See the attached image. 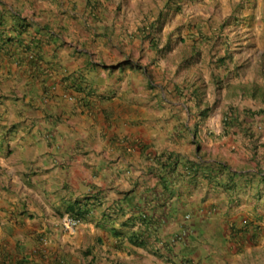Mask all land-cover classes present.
Segmentation results:
<instances>
[{
    "label": "crops",
    "instance_id": "0c3cea01",
    "mask_svg": "<svg viewBox=\"0 0 264 264\" xmlns=\"http://www.w3.org/2000/svg\"><path fill=\"white\" fill-rule=\"evenodd\" d=\"M163 10L162 0H0V264H228L217 253L264 264L263 249L242 247L255 231L232 241L236 226L258 232L263 213L264 107L249 99L236 108L226 92L216 107L204 86L199 97L190 93L175 73L179 30L150 29ZM183 25L192 34L194 25ZM31 40L39 45L26 52ZM123 46L143 54L152 76L167 51L173 64L165 61L163 78H145L142 68L115 63ZM215 66L226 76V65ZM230 109L235 119L224 131ZM161 154L178 165L161 167ZM197 158L242 178L230 193L205 177L207 165L191 180L185 163ZM86 197L88 218L63 229L61 219ZM238 210L231 223L221 217ZM249 215L254 221L243 220ZM214 218L222 224L209 233ZM140 231L146 247L128 238Z\"/></svg>",
    "mask_w": 264,
    "mask_h": 264
},
{
    "label": "rangeland",
    "instance_id": "374dc122",
    "mask_svg": "<svg viewBox=\"0 0 264 264\" xmlns=\"http://www.w3.org/2000/svg\"><path fill=\"white\" fill-rule=\"evenodd\" d=\"M171 1L173 0H162L164 7L163 13L153 19L152 23L154 24L150 25V29L152 31H159L162 26L164 27V25H166V30H179V32H175L179 34V40L182 42V45L179 48V53L174 57L175 73L179 80L182 78L184 79V83L186 82L185 84L190 87V93L192 90L196 96L199 97L202 95L204 86L205 94L207 90L210 94L212 104L216 107H218V102L222 101V98L219 97L220 94L224 92H226L227 101L234 102L236 108L249 99L251 100L249 104L250 107H264V103L262 102L264 98V0H176L175 3H171ZM178 2H180L179 4L181 5V10L179 9L178 11L182 20L176 21L174 14L170 15V13L171 11H175V13L178 12L175 10L176 3ZM183 5L184 8H182ZM134 6L135 8H140L141 5ZM168 15H170V18L167 22ZM187 21H189V25H194L192 34L189 33V29L185 30L183 27V23H187ZM144 24L146 25V23ZM189 34L191 35L189 36ZM188 40L191 43L192 49H196V53L192 54L191 47L188 46ZM168 44H170L169 41L164 44V48ZM107 48L109 51L111 50L109 47ZM122 48L124 53L122 51L121 53H123V55L120 53L116 54L118 60L115 63H121V67L125 64L126 66L136 65L142 68V74L145 78L154 74L153 65L149 66V63L146 62L140 51H134L125 46ZM190 55H192V59L196 63V65L193 63L191 67L186 63L187 59L183 58ZM225 55H229L231 59L226 61V71L223 69V74L226 76L223 77L221 72L216 70L215 60H220ZM97 56H99V54ZM99 57H101V55ZM104 58L106 59L107 57ZM170 59L172 58L169 57V51H167V55L163 54V58L159 59L160 64H157L158 70L155 73L159 76H152V78H163V75H165V61H167V63H172ZM103 66L109 68V65L105 64ZM182 66L184 67L182 68ZM121 67H119L118 70H121ZM144 69H148L146 74H144ZM168 78L170 79V76H168ZM148 79H145L147 87L151 85ZM207 79L209 83H214V85H207L205 82ZM254 84L257 86L256 96L259 98L255 101L245 95L246 93H243L244 95L241 93L242 91L247 92L251 90ZM179 90L182 91L185 90V88H180ZM69 100L73 101V97L70 96ZM258 157L260 158L259 161L262 159L264 161L263 154H259ZM263 171L264 168H261L259 164L258 174ZM262 190H264V187H262ZM253 198H255L254 195ZM258 200L260 204L264 206V195L260 194V192L258 194ZM261 210L263 213H261L262 216L260 219L255 221L251 220L250 215L243 219L254 221L255 226H258V232L256 227L252 230L245 224L240 225V227L236 226V230L233 231L234 237L232 241H236V243L237 239L241 238L245 233L249 234V232H256L254 237H250L251 234L246 237L245 241L248 242H241L242 247L246 250L250 248L253 251L255 250L254 247L257 246L259 247L256 250H264V225H262L264 224V220L262 219L264 216V207H262ZM225 211H227V209ZM240 212V210L234 213L226 212L222 214L221 217L222 219L226 218V223H231L232 219L230 217ZM237 217H235V219ZM214 219L216 221L211 222V227H213L208 229L209 233L212 232L214 228L220 226L221 222L218 218ZM258 223L262 226L258 225ZM245 228H249V231H247V229L245 230ZM257 233L258 237L261 236V238L257 237L258 239H255ZM245 244L247 245L245 246ZM239 249L240 251L242 250L240 247ZM239 249L237 248V250ZM221 250L222 249H220V251ZM216 256L217 258L221 257L222 260L226 259L227 261H225V263L228 262V264H250L248 260L247 263L244 262V258L250 256L249 254L245 255L243 253L239 257H236L234 254L228 253L222 255V253H217ZM234 257L236 259H234ZM260 258H264V251Z\"/></svg>",
    "mask_w": 264,
    "mask_h": 264
},
{
    "label": "trees",
    "instance_id": "16d2710c",
    "mask_svg": "<svg viewBox=\"0 0 264 264\" xmlns=\"http://www.w3.org/2000/svg\"><path fill=\"white\" fill-rule=\"evenodd\" d=\"M179 5L176 4L175 10L178 11ZM24 19H21L20 22H18V25L20 29L18 30V33L16 34L15 38L12 40L20 42L22 34L25 32V25L23 24ZM0 26H1V21H0ZM9 40V39H8ZM39 43H33L31 40L30 43H27V45H24V50L26 52L30 51L31 46L36 48L38 47ZM23 46V45H22ZM196 51L193 48V52ZM196 53V52H194ZM193 53V54H194ZM28 59L30 61L36 60V56L34 53H30L28 55ZM229 55H225L223 58H221L219 61L223 63V65H226V61L230 60ZM225 62V63H224ZM257 86L254 85V87L251 90H248L247 93H249L252 97H256L257 94ZM247 90V88H246ZM262 102L264 103V98L262 99ZM207 112V109L203 111L205 114ZM263 113V111H261ZM232 119H235V114L234 111H230L226 113L223 116V127L224 131L227 129V127H231ZM225 133V132H224ZM158 160H162V162L159 161V164L161 167H166L167 168H174L176 165H178V158L176 156H172L171 154H161ZM186 165V166H185ZM185 172L183 171V175L186 176V174L190 177L191 180H194L196 176L201 173V170H205L209 168L208 171L205 173V177L211 179V181H217L218 186L221 187L223 192L230 193L234 190V188L237 185L236 178H242L241 175H239L237 172L230 171L229 166L227 164H222L221 162H211V163H203L200 159L197 158L195 162H186L185 163ZM204 165H207L208 167L206 168ZM251 180V179H250ZM252 181V180H251ZM259 181L264 184V177L260 176ZM91 197H86L83 200L77 201L74 206L71 208V212L73 213L72 216L75 218H78L79 220H86L90 214V209L92 206L90 204ZM142 224L144 226H150L152 224V221L147 219L146 217L142 220ZM118 234H116L117 236ZM130 240V243L139 246V247H146L147 242L145 241L147 239L146 236H144V232L140 231L139 233H133L131 234L130 237H128ZM120 248V247H119Z\"/></svg>",
    "mask_w": 264,
    "mask_h": 264
},
{
    "label": "built area",
    "instance_id": "2783aa9c",
    "mask_svg": "<svg viewBox=\"0 0 264 264\" xmlns=\"http://www.w3.org/2000/svg\"><path fill=\"white\" fill-rule=\"evenodd\" d=\"M60 223L63 229L67 231H74L80 223V220L75 217L65 216L61 219Z\"/></svg>",
    "mask_w": 264,
    "mask_h": 264
},
{
    "label": "clouds",
    "instance_id": "9594fccd",
    "mask_svg": "<svg viewBox=\"0 0 264 264\" xmlns=\"http://www.w3.org/2000/svg\"><path fill=\"white\" fill-rule=\"evenodd\" d=\"M176 2V0H173L171 3H175ZM180 2H178V3H176L177 5H179V9H180V7H181V5L179 4ZM178 9V10H179Z\"/></svg>",
    "mask_w": 264,
    "mask_h": 264
}]
</instances>
